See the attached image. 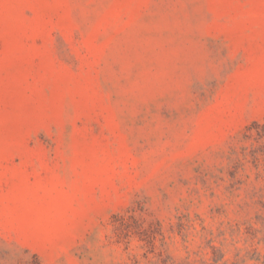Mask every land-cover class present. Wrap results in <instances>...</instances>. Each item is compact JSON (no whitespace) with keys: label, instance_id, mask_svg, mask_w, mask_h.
I'll return each mask as SVG.
<instances>
[{"label":"rangeland","instance_id":"374dc122","mask_svg":"<svg viewBox=\"0 0 264 264\" xmlns=\"http://www.w3.org/2000/svg\"><path fill=\"white\" fill-rule=\"evenodd\" d=\"M0 264H264V0H0Z\"/></svg>","mask_w":264,"mask_h":264}]
</instances>
